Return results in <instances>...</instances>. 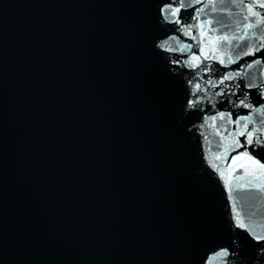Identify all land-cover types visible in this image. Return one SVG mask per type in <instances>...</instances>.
I'll return each mask as SVG.
<instances>
[{
	"label": "water",
	"instance_id": "1",
	"mask_svg": "<svg viewBox=\"0 0 264 264\" xmlns=\"http://www.w3.org/2000/svg\"><path fill=\"white\" fill-rule=\"evenodd\" d=\"M165 2L0 0V264H264V0Z\"/></svg>",
	"mask_w": 264,
	"mask_h": 264
},
{
	"label": "snow or ice",
	"instance_id": "2",
	"mask_svg": "<svg viewBox=\"0 0 264 264\" xmlns=\"http://www.w3.org/2000/svg\"><path fill=\"white\" fill-rule=\"evenodd\" d=\"M183 7H184V4H183L182 0H179L178 4L176 6H174L172 0H166V2L161 5L162 11L164 13V19L168 20L171 23L179 24L180 23V19L178 18V14L180 13V11H181V9ZM259 7L260 8H264V3L259 4ZM248 15L249 16L260 17V13L259 12L253 11V6L251 4L248 5ZM245 19H247V17H245ZM262 23H264V20L258 18L256 20L255 24H248V25H246V27L247 28H253V27L258 26V25H260ZM222 39H225V38L222 37ZM248 54H251V53H248ZM257 63H259V60H257ZM249 66H251V65H249ZM226 79H227V77H226ZM197 87H199V85H197ZM241 104L244 107H248L249 106L247 104H244L243 101H241ZM220 119L223 120L224 116H221ZM242 119L245 121V128H246L247 127V123L249 122V118L247 116H245V117H242ZM240 122L241 121H239V120L235 121L236 124H240ZM262 123H264V122H262ZM255 131H256V129H253L252 131L247 133V144L248 145H252V144L255 143L256 145L264 146V140H262V139H260L258 137L254 139L253 132H255ZM240 135H244V133L242 132V133H240ZM235 143L237 145H239L238 141H236ZM242 158L251 161L253 164H256L257 167H259L260 169H264V164H260V163H258V161L253 160L252 156L249 155L247 151H245L243 153V156L237 155L235 158H233V164L237 160H240ZM217 159H219V157H217ZM256 187H257V189L259 191L264 192V185H257ZM244 188H245V185L241 184L240 185V189L243 190ZM236 219L238 221V223H237L238 227H240V228H245L246 227L245 224L243 223V221L240 220L239 214H237ZM254 238L257 239V240H264V236H261V235H257Z\"/></svg>",
	"mask_w": 264,
	"mask_h": 264
}]
</instances>
